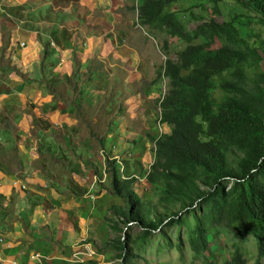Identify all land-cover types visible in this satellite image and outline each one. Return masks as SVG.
<instances>
[{
  "label": "rangeland",
  "instance_id": "1",
  "mask_svg": "<svg viewBox=\"0 0 264 264\" xmlns=\"http://www.w3.org/2000/svg\"><path fill=\"white\" fill-rule=\"evenodd\" d=\"M101 1L100 9L109 11L108 14L104 15L101 10L94 13L104 20L105 25L111 26L109 23H112L116 36L123 38L125 43L135 41L126 44L137 48L139 58L146 63V70L141 61L124 69L125 63L106 55L101 60L87 61L85 65L76 60L73 72L63 77L51 68L58 63L51 58L46 63L42 58L27 65L23 60L12 63V54L0 59V93H18L21 90L19 82L27 74H33L28 85L42 94L39 99L27 98L20 108L0 104V133L3 134H0V164L5 170V180L16 187L8 202L0 199V230L6 231L15 221L18 223V207L23 200L29 203L28 210L37 204L46 205L45 201L51 199V195L70 192L73 198H79L80 209L88 205L92 207L89 213H82L89 222L90 235L75 243L83 248L79 264H119L117 252L103 242L115 236L106 228L103 216L112 204L120 203L119 198L108 193L98 197L109 184L104 173L105 154L116 159L119 171L123 160L141 161L142 170L148 167V157L152 155L149 135L157 137L161 131L159 107L153 94L163 93L167 84V79L157 70H160L166 56L174 58L175 52L184 46V42L169 39L163 32H150L137 24L136 4L140 0ZM197 1L181 0L177 3L179 17L190 30L200 20L213 16L211 8L204 4L194 5ZM34 4L29 0H0V37L3 43L0 45V56L2 52L11 51L12 42L19 44L18 41L22 40L18 34L26 32L23 29L28 28L27 13L34 8ZM218 5L224 20L233 12L241 11L232 0H221ZM245 13L254 15L252 12ZM240 19L246 20L244 17ZM18 28H21L20 31ZM245 29L246 37L251 35L249 43L256 46L264 43V29L259 25L250 23ZM166 39L167 46L164 47ZM201 40L202 37H197L195 41ZM213 43V46L218 45L217 40ZM19 62L25 73L21 75L17 71L13 80L7 82L10 78H7L8 72L15 65H20ZM261 68L264 70V64ZM90 70L94 72L93 80L89 78ZM153 80L155 82L150 84ZM220 96L221 91L217 88L213 93L216 102L220 101ZM24 125H29L26 131H23ZM13 128L21 129V133L15 135L16 129ZM22 160L27 161L26 168L22 167ZM131 169L135 171L138 167L133 164ZM143 176L142 173L135 189L141 197L149 198L150 186ZM99 186L101 193L98 192L97 196L93 191H98ZM50 189L55 190L51 193ZM46 192L49 198L45 196ZM60 196L50 202L56 204L62 198ZM196 213L199 214V210ZM186 218L191 221L189 215ZM63 226H53V237L70 238L72 230ZM186 229V225L166 227L162 233L155 231L148 240L142 241L139 227L127 228L130 239L140 244L133 250L134 264H224L235 242L231 230L224 226L211 228L209 252L195 257L188 244ZM73 241L70 239L68 243ZM237 242L246 264H252L256 256L254 237L248 235Z\"/></svg>",
  "mask_w": 264,
  "mask_h": 264
},
{
  "label": "trees",
  "instance_id": "2",
  "mask_svg": "<svg viewBox=\"0 0 264 264\" xmlns=\"http://www.w3.org/2000/svg\"><path fill=\"white\" fill-rule=\"evenodd\" d=\"M180 1L136 4L139 26L163 32L184 46L174 58L166 56L157 70L167 84L164 93L153 94L161 131L157 137L149 135L153 156L148 157V167L142 170L141 161L123 160L119 171L116 159L105 154L109 184L99 196L100 186L93 192L98 197L108 193L120 203L112 204L103 216L106 228L115 234L103 242L117 252L119 264H134L133 250L140 244L130 239L127 228L139 227V237L146 241L155 231L186 225L193 255L204 256L210 250L211 228L224 226L235 239L224 264H246L237 241L248 235L256 242L252 264H262L264 43H249L251 35L246 37L245 26L256 23L264 29V0H232L241 11L225 20L219 10L221 0H198L194 5L211 8L213 16L200 20L192 30L179 17ZM197 37L202 40L195 41ZM215 40L217 46H213ZM217 88L219 102L213 97ZM133 164L138 167L135 171ZM142 173L150 186L149 198L135 189Z\"/></svg>",
  "mask_w": 264,
  "mask_h": 264
},
{
  "label": "crops",
  "instance_id": "3",
  "mask_svg": "<svg viewBox=\"0 0 264 264\" xmlns=\"http://www.w3.org/2000/svg\"><path fill=\"white\" fill-rule=\"evenodd\" d=\"M29 1L35 4L34 8L29 9L27 13L28 28L23 29L26 32L17 33L22 40L18 41L19 44L16 43L17 41L12 42L11 51L2 52L0 59L12 54L10 59L12 63L23 60V63L27 65L39 62L42 58L46 63L51 58L58 61L51 68L63 77L69 76L73 72V63L76 60L85 65L94 59L101 60L106 55L115 61L125 63L124 69L133 67L141 61V66L146 70V63L143 58H139L137 48L126 44L135 43V41L131 40L125 43L123 38L120 39L116 36L112 23H109L111 26L105 25L104 20L94 13L95 10H101L104 15L108 14L109 11L100 9L101 0H88L91 1L90 3H86L85 0H66L64 3L55 2L57 0ZM104 2H108V0H104ZM20 29L18 28V31ZM23 41H25V45L24 43L21 45ZM0 45H3L1 37ZM23 68L21 64L15 65L8 72L7 78H10L6 81L11 82L13 76L17 75V71L21 75L24 74ZM89 73L91 74L89 78L95 79L93 70H90ZM33 77V74H27L19 82L21 90L18 93H0V104L20 108L25 104L27 98L39 99L42 95L40 90L31 89V86L28 85ZM49 95L51 96L52 93L50 92ZM22 127L23 131H26L25 128L29 125ZM15 132V135H19L21 129H16ZM2 165L0 168V199L3 202H8L16 187L5 180V176H3L5 170ZM21 165L26 168L27 161L22 160ZM52 190L55 189H50L49 192ZM47 193L45 196L49 198L47 196L49 193ZM69 193L60 194L61 196L59 194L51 195V199L62 197L56 204L48 199L45 201L46 205L37 204L33 209L28 208V210L26 207L29 203L22 201V205L18 207L20 210L18 214L23 217L18 215V223L15 221L13 226H10L6 231L0 230L2 237L0 264H79L81 262L83 248L75 243L90 235L89 222L82 213H89L92 207L88 205L85 209H80L77 201L79 198L77 196L73 198ZM58 224L72 230L70 238L68 236L61 238L57 235L53 237L52 228ZM70 239L74 240L71 244L68 243ZM53 242H56V246Z\"/></svg>",
  "mask_w": 264,
  "mask_h": 264
},
{
  "label": "built area",
  "instance_id": "4",
  "mask_svg": "<svg viewBox=\"0 0 264 264\" xmlns=\"http://www.w3.org/2000/svg\"><path fill=\"white\" fill-rule=\"evenodd\" d=\"M24 42H21V45L23 44ZM2 241V237L0 236V242Z\"/></svg>",
  "mask_w": 264,
  "mask_h": 264
},
{
  "label": "clouds",
  "instance_id": "5",
  "mask_svg": "<svg viewBox=\"0 0 264 264\" xmlns=\"http://www.w3.org/2000/svg\"><path fill=\"white\" fill-rule=\"evenodd\" d=\"M137 13V12H136ZM164 93V92H163ZM83 240H85V238H83V239H81L80 241H83Z\"/></svg>",
  "mask_w": 264,
  "mask_h": 264
}]
</instances>
